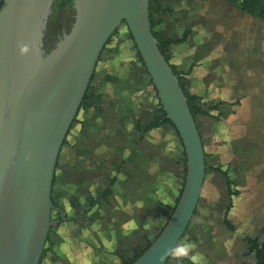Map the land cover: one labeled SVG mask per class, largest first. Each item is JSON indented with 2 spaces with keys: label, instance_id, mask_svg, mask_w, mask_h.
I'll list each match as a JSON object with an SVG mask.
<instances>
[{
  "label": "crops",
  "instance_id": "crops-1",
  "mask_svg": "<svg viewBox=\"0 0 264 264\" xmlns=\"http://www.w3.org/2000/svg\"><path fill=\"white\" fill-rule=\"evenodd\" d=\"M150 12L153 30L164 41H171L169 63L179 73L185 94L197 97L207 112L196 118L204 153V138L215 145L225 141L228 129L237 128L239 135L244 113L250 121L264 119V75L259 76L264 73V20L225 0H156L150 4ZM120 37L124 47L110 39L96 65L88 96H99L98 102L79 108L60 149L51 192L52 228L45 244L48 260L52 256L65 264H123L156 235L145 213L150 216L154 208L158 232L167 219L169 206L160 192L176 198L174 190L160 187L159 177L157 187L151 180L153 173L181 165L172 126L162 124L149 130L137 152L133 149L134 120L143 128L157 118L155 94L132 42ZM146 96L150 107L140 101ZM199 119L210 130L206 136L200 133ZM161 132L169 133L179 158L167 154L166 139L155 138L154 134ZM151 146L158 151L154 165L150 162ZM123 160L127 164L120 169ZM222 167L230 178L237 171L230 163ZM215 168L210 167L211 175L218 178L221 175ZM136 173L142 177L137 191ZM180 173V169L174 172L177 179ZM115 176L113 194L104 202L105 179ZM195 220L196 216L190 224ZM190 238L195 242L200 239L197 234ZM181 240L167 264H185V257L194 264H209L196 260L197 255L203 257L201 245L183 248ZM104 242L109 243L105 249L112 255L103 260Z\"/></svg>",
  "mask_w": 264,
  "mask_h": 264
},
{
  "label": "water",
  "instance_id": "water-1",
  "mask_svg": "<svg viewBox=\"0 0 264 264\" xmlns=\"http://www.w3.org/2000/svg\"><path fill=\"white\" fill-rule=\"evenodd\" d=\"M54 1L0 4V264H40L60 149L102 51L122 26L183 149L177 204L153 242L130 263L167 264L194 219L206 164L184 90L152 34V0H72L74 21L49 47L44 37ZM68 16L62 10L59 24H67ZM166 249L174 250L165 255Z\"/></svg>",
  "mask_w": 264,
  "mask_h": 264
},
{
  "label": "rangeland",
  "instance_id": "rangeland-1",
  "mask_svg": "<svg viewBox=\"0 0 264 264\" xmlns=\"http://www.w3.org/2000/svg\"><path fill=\"white\" fill-rule=\"evenodd\" d=\"M120 36L129 39L127 30L124 26H122L111 39L112 41L117 40L121 43L124 40H122ZM122 44L124 45L122 42L120 48L124 47ZM263 75L264 73L259 76L263 77ZM148 99L149 98L146 96L142 97L140 100L145 107H150ZM240 118V124L238 122L240 126L239 135L236 134L237 128H235L232 132L228 129L226 131L228 135L223 137L225 141H221L219 144L217 142L215 145H211L208 143V139L204 138L206 170L204 176L205 181L203 194H201L195 211L196 220L190 224V227L187 230V235L181 240L180 247H187L190 249L196 248L198 245L203 246L206 244L207 246L208 242L205 241V238L208 236L207 233L210 232L211 236H215L216 234L219 235L217 230L218 228L220 229L224 212L230 203L235 204V206L230 209L235 216L238 217V220L236 219L237 221H234L235 224L239 222L248 224L252 221H255L256 223L264 222V119L258 118L250 121V116L245 113L244 115H241ZM198 123L199 126H202V121L200 119L198 120ZM242 124H244V126ZM250 125H252L251 128H249ZM199 129L200 133L204 136H206L210 131L205 126H202ZM154 135L155 138L161 139V141L166 139L168 155L174 158H179V156H177V152H175V143L170 141L169 133L167 134L166 132H161ZM237 148H239L240 154L239 152L237 153ZM180 156H182L181 153ZM228 163H230L231 166L237 170L233 177H231V182H234L233 189L235 188L238 195L230 198L227 193L225 177H213L211 175L212 169H210V167L226 166ZM176 168L170 166L165 170L162 169L160 174L158 173L159 175L153 173L151 180H154V186H158L157 177H159V181L161 183L160 187L166 188L168 192L174 190L177 196L182 186L184 167L181 164L178 169ZM179 169L181 173L177 179L174 172H178ZM107 179L108 178L106 177V182ZM210 189H212L211 193L209 192ZM163 192L164 191L160 192V197L168 206H172L175 198L173 199L170 195L165 196ZM241 197H243V199ZM155 208L157 209V207ZM166 213L168 214V207L166 208ZM148 216L149 213H145L144 218H147L150 223H153L151 230L153 233L157 234L158 222L156 220L158 219L156 218L157 214L155 213L154 208L152 209L150 216ZM191 234L199 235L200 239L197 240L198 242H195L192 238H190ZM107 243L108 242L103 243V260L107 258V256L111 257L110 255H112L105 249V246L109 245V243ZM206 246L204 248H207ZM99 254L100 252H97V255ZM53 259L54 257L51 256L50 260H48L46 256L41 260L40 264H65V262L60 259ZM196 260L203 262L206 259L197 255ZM72 264L80 263L75 261Z\"/></svg>",
  "mask_w": 264,
  "mask_h": 264
},
{
  "label": "trees",
  "instance_id": "trees-1",
  "mask_svg": "<svg viewBox=\"0 0 264 264\" xmlns=\"http://www.w3.org/2000/svg\"><path fill=\"white\" fill-rule=\"evenodd\" d=\"M1 1L2 0H0V4H1ZM225 1L235 5L242 12L248 13L250 15L258 17L261 20H264V0H225ZM152 3L156 4V0H152ZM64 6L69 8V9H71L72 0H56L54 2L53 12L49 16L48 24H47V32H46V35L44 37V44L46 46L51 47L52 44L54 43L53 35L56 33L57 30L60 29V25H57V21H58L57 15L60 13L61 9ZM71 12H74L73 9H71ZM149 20H150V27H151V30H152V34L158 41V49L160 50L161 54L164 56L165 60L169 61V56H168L167 53H168V46L171 43V41H164L160 37V35L153 30V28L155 26V23L153 22V19H152V16H151V12L149 13ZM73 21H74V18L69 19L68 25L66 26V29H65V32H67L70 29ZM115 33H117V31ZM139 60L142 63L140 58H139ZM170 67L172 68L173 73L175 75H177L179 81H181V78L179 77V73L175 70V67L172 66L171 64H170ZM92 79H93V76H92V78L90 80V83H91ZM90 88L91 87L89 85L87 90H86V92H85V94H84V97H83V100L81 102L80 107H86V106L90 107V105L88 104L89 102H92L93 105L98 102L99 96H97V97L88 96V92H89ZM182 89H183V87H182ZM185 95H186V98H187V104H188L189 110H190L193 118L195 119V121H196V118L199 115H206L207 112L202 110L203 106L200 105V103L198 102L197 97L189 96L187 94H185ZM157 112L160 114V116L155 118L153 122L149 123L147 126H145L143 128L141 127V124H140L139 120H136V121L134 120V122H135L134 123L135 141H134L133 149L135 150V152H137V150L140 148V142L143 139V135L146 132H148L149 130L155 129V128L159 127L162 124H169V125L172 126V123L170 122V120L168 118H166L165 112L163 111L162 106L160 105L159 102H158V110H157ZM121 149L124 150L123 147ZM121 149H120V153L122 152ZM149 153H150V159H151L150 162H151L152 165H154L158 161V151L156 150L155 147L151 146V148L149 150ZM127 160H123L122 162H120L118 164V167H120V169L123 168L127 164ZM183 166H184V161H183ZM135 167L137 169L136 164H135ZM215 171L218 172L219 174H221L223 177H225L227 188H228V193H229L230 197L238 195V192L235 190V188L233 189L234 182H231V178L228 176V171L225 170L223 167H216ZM184 173H185V169L183 170V178H184ZM116 182H117V177L116 176L108 178L107 184H106V186H105V188H104V190H103V192L101 194L102 200L104 202L109 197L112 196L113 187L116 184ZM141 185H142V177H141V175L139 173H136L135 181H134V189L136 191L139 190L141 188ZM180 193H181V189L179 190L178 195L176 196V198H175V200L173 202V205L168 207L167 219L170 217L175 205L177 204V201L179 199ZM98 201H99V198L97 200H92L91 201V205H94L95 202L97 203ZM231 206H232V204L230 203L229 206L227 207L226 211L224 212L221 224L222 223L223 224H227L226 223V216L228 215V212H229ZM228 227H230V225ZM158 234H159V232L153 238L147 239L146 240V244L143 247V249L136 251L135 254L133 255V257H131L129 260H127L123 264H130L135 259H137L140 256V254L145 249H147L149 247V245L153 242V240L156 238V236ZM46 251H48V248H44L43 249L41 258L44 257ZM248 252H254L255 262L253 264H264V242L258 243L256 240L251 242V247H250ZM182 261H184L185 264H194V262L189 257L183 258ZM40 263H41V260H40Z\"/></svg>",
  "mask_w": 264,
  "mask_h": 264
},
{
  "label": "flooded vegetation",
  "instance_id": "flooded-vegetation-1",
  "mask_svg": "<svg viewBox=\"0 0 264 264\" xmlns=\"http://www.w3.org/2000/svg\"><path fill=\"white\" fill-rule=\"evenodd\" d=\"M56 1V0H55ZM54 1V2H55ZM72 9V7H71ZM71 9L67 7H63L62 10H67L69 13V18H73L74 12H71ZM60 11V12H61ZM57 25H60V29L56 31V33L53 35V40L55 41L60 37V35L65 31L67 24H59V20L57 21ZM150 81V80H149ZM151 84V82H150ZM152 86V84H151ZM155 94V108L156 112L158 110V99ZM264 109V107L262 106ZM160 116V114L157 112V117ZM173 128V127H172ZM176 145H177V152L182 154L181 156V164L183 165V149L181 146V143L178 141V136L175 137ZM179 147V148H178ZM248 159V157L246 156ZM184 167V166H183ZM221 175V174H220ZM222 176V175H221ZM238 189V188H236ZM228 193V188H227ZM228 196L230 198V195L228 193ZM235 206L232 204L231 208ZM230 208V209H231ZM230 210L228 212V215L226 216V223L227 224H221L220 229L218 228L217 232L219 235L211 236V233L208 232L207 238H205V241L208 242L207 246L206 244L201 246V254L203 258H205L209 264H253L255 262V255L254 252H248L251 247V242L257 241L258 243L264 242V222L256 223L255 221H252L248 224H244L242 222L236 223L235 220L238 218L235 216V214L231 213ZM63 220V216L58 219L59 223H61ZM238 220V219H237ZM236 220V221H237ZM222 221V220H221ZM230 225V227H228ZM48 233V237L50 238V231ZM226 234V235H225ZM225 235V236H224ZM47 237V240H48ZM46 240V242H47ZM46 244V243H45ZM46 246V245H45ZM207 248H204V247ZM45 248V247H44ZM48 252H45V255L43 258L47 256ZM41 258V260L43 259ZM211 260V261H210Z\"/></svg>",
  "mask_w": 264,
  "mask_h": 264
},
{
  "label": "clouds",
  "instance_id": "clouds-1",
  "mask_svg": "<svg viewBox=\"0 0 264 264\" xmlns=\"http://www.w3.org/2000/svg\"><path fill=\"white\" fill-rule=\"evenodd\" d=\"M173 250H174V249H166L164 254L167 255V254H169L170 252H172ZM161 258H163V257H161Z\"/></svg>",
  "mask_w": 264,
  "mask_h": 264
}]
</instances>
